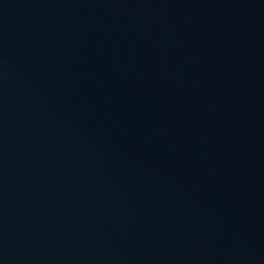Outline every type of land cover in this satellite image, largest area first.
<instances>
[{
    "label": "water",
    "instance_id": "water-1",
    "mask_svg": "<svg viewBox=\"0 0 264 264\" xmlns=\"http://www.w3.org/2000/svg\"><path fill=\"white\" fill-rule=\"evenodd\" d=\"M0 264H264V0H0Z\"/></svg>",
    "mask_w": 264,
    "mask_h": 264
}]
</instances>
